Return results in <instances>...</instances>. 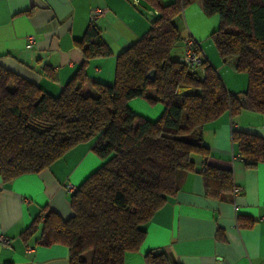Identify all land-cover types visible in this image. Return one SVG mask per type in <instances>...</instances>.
I'll return each instance as SVG.
<instances>
[{
	"label": "trees",
	"instance_id": "1",
	"mask_svg": "<svg viewBox=\"0 0 264 264\" xmlns=\"http://www.w3.org/2000/svg\"><path fill=\"white\" fill-rule=\"evenodd\" d=\"M189 1L139 0L155 15L148 31L117 55L112 84L94 81L90 93L82 90L88 62L111 55L93 22L74 42L81 65L56 95L0 63L3 181L39 173L100 136L93 151L102 164L69 194L72 215L61 219L43 208L21 232L24 240L40 229L36 242L66 246L69 264H124L126 253L138 251L154 212L176 193L179 175L199 161L207 196L233 194L231 171L207 164L201 132L225 111L264 114V0H199L204 15L219 18L209 37L220 57L234 58L235 70L247 75L240 93L226 89L204 55L192 69L180 62L182 54H172L180 40L184 47L174 20ZM133 98L160 103L163 110L147 119L128 107ZM232 140L245 166L264 162V139L233 130ZM144 264L170 263L162 251L150 250Z\"/></svg>",
	"mask_w": 264,
	"mask_h": 264
},
{
	"label": "crops",
	"instance_id": "2",
	"mask_svg": "<svg viewBox=\"0 0 264 264\" xmlns=\"http://www.w3.org/2000/svg\"><path fill=\"white\" fill-rule=\"evenodd\" d=\"M191 1L193 9L186 7L184 16L182 12L174 20L181 36L198 40L204 58L213 61L228 91H244L246 73L224 70L214 62L216 51L208 35L216 27L212 21L200 24V1ZM95 8H106V12L91 20ZM147 14L139 0H0V63L56 95L81 65L83 58L74 42L93 22L111 55L88 62L82 90L90 93L94 81L112 84L116 57L148 31ZM27 35L34 36L31 48L26 47ZM181 44L182 52L176 57L183 53ZM231 60L232 67L235 60ZM149 94L153 96L154 91ZM127 105L150 120L163 110L162 104H149L143 98H133ZM233 130L264 139V114L242 110L232 116L225 111L202 129V141L209 149L207 164L230 170L238 191L207 196L199 161L193 171L179 175L176 193L154 212L138 251L126 253L124 264H144L150 250L162 251L170 264H264V162L245 166L232 140ZM99 139L74 146L39 173L7 182L0 177V235L8 239L0 243V264H69L66 246L37 243L40 229L25 240L21 232L43 208L61 219L72 215L65 184L78 186L102 164L93 151Z\"/></svg>",
	"mask_w": 264,
	"mask_h": 264
},
{
	"label": "built area",
	"instance_id": "3",
	"mask_svg": "<svg viewBox=\"0 0 264 264\" xmlns=\"http://www.w3.org/2000/svg\"><path fill=\"white\" fill-rule=\"evenodd\" d=\"M105 12H106V8L93 9L91 13V20H94L97 16L102 15ZM33 43H34V36L27 35L26 47L31 48ZM202 59H203V53L201 51L198 41L192 37L186 36L184 39L183 53L179 57L180 62H182L185 66L194 69L201 64ZM65 189L67 192L71 193L76 189V186L73 183L68 182L65 184ZM238 189H239L238 187L234 186L233 194H235L238 191ZM7 242L8 239L3 235H0V243L4 244Z\"/></svg>",
	"mask_w": 264,
	"mask_h": 264
},
{
	"label": "rangeland",
	"instance_id": "4",
	"mask_svg": "<svg viewBox=\"0 0 264 264\" xmlns=\"http://www.w3.org/2000/svg\"><path fill=\"white\" fill-rule=\"evenodd\" d=\"M186 7H188L187 9H188V11H190V9H193V2L190 0L189 1V3L185 6V8ZM185 8H184V11H183V16H184V14H185ZM203 15V16H202ZM147 17H148V19H149V21L151 22L153 19H154V17H155V15H153V14H150V11L148 12V14H147ZM201 17H202V20H200L199 22H200V24H201V21H212L213 22V25H214V27H217V25H218V22H219V18H218V16L217 15H212V16H206V15H204V14H201ZM184 20H185V22H186V19H185V17H184ZM150 22H149V24H150ZM185 24V23H184ZM204 27H206V26H204ZM211 32V30L209 31V33ZM208 33V34H209ZM183 34H185V33H183ZM210 35V34H209ZM209 35H208V43H209V45L216 51L215 53H216V59L217 60H215L214 62H216V65L217 66H221V68H223L224 70H227V69H230V70H232V71H236L235 70V63H233V65H232V67H231V59H234V58H232V57H229V58H226V59H222L221 57H220V55H219V53H218V51H217V49H216V47H215V45H214V43H213V41L211 40V38L209 37ZM184 36L182 35V38H183ZM203 42V41H202ZM182 40H180L178 43H176L175 44V46H174V48H173V50H172V54H180L181 52H182ZM209 63L211 64V66L213 67V68H215L214 67V65H213V61L211 60V59H209ZM216 69V71L218 72V74L219 75H221V73L219 72V70H217V68H215ZM246 88H247V83H246V86H245V89L244 90H246ZM243 92V91H242ZM158 118V117H157Z\"/></svg>",
	"mask_w": 264,
	"mask_h": 264
},
{
	"label": "water",
	"instance_id": "5",
	"mask_svg": "<svg viewBox=\"0 0 264 264\" xmlns=\"http://www.w3.org/2000/svg\"><path fill=\"white\" fill-rule=\"evenodd\" d=\"M153 75H154V70H151V71L147 74V76H148L149 78H152Z\"/></svg>",
	"mask_w": 264,
	"mask_h": 264
}]
</instances>
